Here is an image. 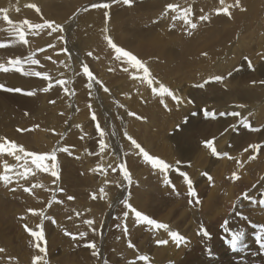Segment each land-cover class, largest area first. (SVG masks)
Wrapping results in <instances>:
<instances>
[{
	"label": "rangeland",
	"instance_id": "374dc122",
	"mask_svg": "<svg viewBox=\"0 0 264 264\" xmlns=\"http://www.w3.org/2000/svg\"><path fill=\"white\" fill-rule=\"evenodd\" d=\"M80 1L47 0L43 6H38L35 12L38 16H41L43 24L45 21H52L54 25L60 26V30L53 31L51 28H47L51 35L44 37L38 45L41 49L36 60L37 63L33 64V60L30 63L28 60L22 61V58H17L20 56L19 54L13 53V59H20L19 61L22 64L19 68V64H16L17 69L24 67V64L25 67L29 65L28 68L25 70L22 67V72L17 70L15 73L9 74H2L5 71L0 70L1 79H4L5 75L6 79L11 80L15 85L0 83V85H5L4 89H0V144L5 143V140H7L22 146L25 153L44 156L55 154L56 160H47L48 166L47 164L44 165L48 170L50 169L48 167L53 170L52 163L55 164L56 169L54 170L58 174L54 178L51 175V170L45 172L43 168H37L32 163V157L26 156L25 153L16 151L10 155L8 149L0 152V175L6 174L10 177L7 182L0 181V249H3L2 252L0 251V264H33L35 256L40 257L38 264H149L140 261V252L152 260L150 264H264V247L261 246L264 243V189L262 187L264 186V130L258 132L260 130L258 127L262 125L263 120H259L255 125H251V123L243 124L239 117L235 118L234 121L231 120L229 123L238 129L230 126L234 146L224 147V152L219 150L216 152L217 155H213V152H204V148H201L202 151H200L202 145H197L200 150H191L190 153L185 154L181 149L173 146L174 125H171V129H166L160 121L159 116L161 114L170 113L174 109L172 103L165 104L166 107L163 106L162 110L156 106V112L153 108L147 113L140 111L130 120L127 131L140 146V148H137L132 144V140L127 139L120 132L123 124L117 116L118 114L103 112L98 104L99 100H93L95 96L105 94V87L115 89L118 82L125 79L123 76L121 78V75L125 73H123L124 65L120 61L122 58L116 61V55L115 57L113 55V60L112 54L114 53L110 52L111 56L106 55L105 51L101 50L96 43L100 34L95 33H99L100 29H104V32L107 33L104 35L109 36L113 43L116 41L122 46L121 49L127 52L146 50L147 44L145 42L149 37L146 38L147 40L145 38V40H142V37L151 35L150 31L156 32L153 34L154 38H158L160 42L166 35L172 44L170 45L166 41L167 39L165 40L166 37L163 40L164 44L167 42L170 46L166 45L167 47L165 46V48L155 52H152L154 50L148 53L145 52L146 59L151 61L152 64L157 60L159 64L162 62L159 66L169 65L172 62L171 66L169 65L170 67L158 66L160 69H165L164 72L157 70L159 69L156 67L158 64L154 62L156 66H153L154 69L157 68V71H152L150 77L148 74L149 79H156L158 83L162 81L166 85H169L167 80L175 75L173 73L176 69L174 67L175 63L184 66L186 65L185 62L189 61L185 59L188 52L185 51L187 55L182 53L184 47L185 50L190 51L191 56L195 55L196 52L197 59H193L195 56L188 57V59L195 61H189H193L192 67L191 63H188L191 70L187 66L177 65V67L179 66L182 70H185L186 74L180 68L177 69H180L182 77L183 75L184 77L186 75L187 78L190 77L187 80L186 77L182 78V80L181 77L175 75L180 79V82L175 77L173 79L175 82L172 78L170 79L174 83L182 84L181 82L185 80L186 84L190 81L199 85L196 79L205 81L207 78L205 76H208L207 80L210 81L209 83L206 81L204 85L209 87L215 84L210 78L215 79L216 76H219L217 73L220 72L216 70L217 73L215 71L212 74L202 70L210 68L209 62L207 63L205 60H210L213 66L221 60L226 62L227 58L234 56L230 47L238 45L241 54L232 60L234 69L237 72L233 80H240L241 83H244V87L250 91L258 88L264 89V77L254 72L255 60L246 51L248 47L257 49L259 44L260 47H264V45H261L264 40V21L261 20V17L264 16V4L255 11L257 17H260L255 21L256 19L251 17V12L240 14V18L237 20H230L220 17L219 13L222 12L224 15V12L219 9L220 11H218L216 17V8H219L216 0L170 1L169 4L172 3L177 6L176 10H172L173 16H176V18L168 22L169 25L166 22L162 23L161 26L158 25L157 28L161 27L162 29V26L165 27L164 30L160 29L159 32L167 31V34L162 35V39H160L161 35H158L160 33L153 29L152 24L156 22L155 17L159 19L160 15H163L161 12H163V9L166 11L168 3L164 4L163 9L156 8L155 10L156 0H131L130 4H125L124 0H105V3H103L104 0H88V2L86 0V3ZM68 2H75V5L78 2V5L75 7V5L72 6ZM93 4L108 5V7H102L101 9L100 7H93ZM68 5L78 9L74 11L71 8L70 11ZM47 7L50 9L48 18L42 15L44 14L43 9ZM89 10L99 12L97 15H100L104 21L100 20L98 23L97 17L99 16H90L89 21L82 22L87 28L82 24L81 28L84 27V31L79 28L78 23L81 25L79 19L85 21L86 16L85 18L83 16L87 15ZM185 10H188L187 20L195 24L198 21V33L194 29L196 31L194 34H197L196 36H200V38H196L194 34L193 37L196 40L188 37L189 41L191 40L190 47L188 45L186 47L188 41L185 40V36L187 39V36L192 34L189 33L188 35L187 33L190 27L185 22ZM85 11L88 13H85ZM66 14H68L67 17H65ZM57 16H60V18L63 16L65 19H59ZM201 16H205L207 19L201 20ZM218 18L221 20L218 21ZM94 19L96 23H94ZM26 20L28 19L26 18ZM90 21H92V24ZM100 24L103 26H98ZM29 25H34V23ZM151 26L153 30L149 29ZM177 26L181 27L178 28ZM22 27L24 32L27 31L26 26ZM174 27L180 29L178 32L185 33L187 30V35L180 32V36L185 35L184 39L182 38L185 41L181 40L182 43L185 42L183 50H181L182 54L176 53V55L185 57H183L185 61L181 59L184 65L181 64L183 62L178 61L180 56H177V58L176 55L170 56L169 50V55L164 53L165 51L167 53V49L175 45L173 43L176 40L180 41L181 37L178 36L176 29H173ZM260 27L263 29H260ZM157 28L156 30H158ZM121 29L125 31V33L123 32L125 35L121 34ZM131 29H134L133 32ZM138 29H144V31L141 30L142 34L138 33ZM147 29L150 31L147 32ZM136 30H138L137 33ZM259 30H263V34ZM90 33L92 34L90 35ZM143 33H146V36ZM239 34L244 36L246 42L251 40L250 45L248 44L247 48L244 47V50H242L243 46L239 44L241 41ZM15 35L12 36V43L18 39ZM138 35L143 36L139 38ZM260 38H262V42L259 41ZM25 39L28 43V37ZM221 49L225 52H221ZM178 50L180 52V48ZM218 50L219 53L216 52ZM159 51H164L163 55L170 56L171 60L166 56L165 60L168 59L166 61L159 59L163 58L162 52L160 55L158 54ZM89 53H92V55H89ZM97 54H100V56ZM261 55L258 60L262 58ZM155 56L159 58L155 60ZM76 57L79 58L76 59ZM207 57H210V59ZM211 58L214 60H211ZM102 61H106L111 65L105 64L107 66H104V63H100ZM167 61L168 64H166ZM5 62L1 60L0 63L4 64ZM204 62L209 67L204 65ZM116 63L118 64L116 65ZM118 65L122 70L117 68ZM237 65L242 66L239 73ZM84 66L89 68L93 79L95 78V86L92 84L93 79L90 80L83 73ZM146 66L152 69L151 65L147 64ZM4 67L6 66L4 65ZM184 68L191 71L192 75ZM66 69L69 71L73 69L76 76H73V73L69 75V72L64 71ZM200 70L202 72L201 76L196 75ZM158 71L164 73V75H161ZM178 71L175 73L179 75L180 72L178 73ZM35 72L42 75H33ZM215 73L216 75H214ZM167 74L169 75L167 76ZM44 76H47L48 79H44ZM164 76L168 77L167 80ZM215 80L216 84H221L222 81L226 80V77ZM59 81H64V83L60 84ZM204 81L201 83H205ZM183 85L185 86V84ZM17 88L22 91L6 90ZM46 88L47 91L44 90ZM261 89H258L260 93L256 97L247 101L240 96L243 90L240 87L238 95L239 102L243 105L241 109L256 110L260 108L258 117L264 115V96H261V93L264 94V90L261 92ZM29 92L32 95H28ZM203 94L204 90H202V97H204ZM193 95L187 92L188 98H195V95ZM111 99V97L103 98V100H107L106 102H111ZM50 101H55V103ZM94 102L97 104L95 105ZM235 105L233 106L235 107ZM118 113H121L120 108ZM199 113L193 118V121H196L195 125L190 129L191 131H185V135L192 136L193 141H195L198 132L202 131L199 134L202 133V137L205 134L206 139L204 137L200 139L204 140L205 145L209 138L210 141L215 142L216 138L213 140L212 134L217 132L218 129L222 130V135L226 134L224 129L227 126L223 129L217 128L218 123L214 118H211V120L209 118L208 121L210 122L207 121L208 123L205 124L208 118L206 120L199 119ZM102 114H107V117L101 119ZM151 114H155V119ZM93 115L95 119H93ZM38 118L39 120H37ZM42 121L46 123L45 127ZM42 125L44 128H40ZM97 125H99L100 131H97ZM101 132L103 135H101ZM26 134L30 139L26 137ZM200 136L198 135V137ZM236 140H239L240 144L235 145ZM101 141L105 145L102 150L100 148ZM253 144L261 147L252 149L249 146ZM63 148H67V151H61ZM141 148L150 156L163 160L170 167L166 172H162L159 168H153L140 154ZM17 156L21 159L17 160ZM223 158L226 163H223ZM204 163L205 165H203ZM5 165L12 170L6 172ZM121 165L129 173L130 182L124 178ZM26 169L27 174L21 175ZM46 173H50L49 176ZM182 173L186 174L187 179L191 181L193 195L189 194V184ZM248 174L250 175L248 176L249 179H247ZM165 178L170 181L169 184L164 183ZM48 185L52 186L49 187ZM230 185L232 186L228 187ZM256 187L257 191H253ZM25 188L29 191H25ZM101 189H103V192H101ZM93 194L95 199H93ZM68 197L74 199L70 200ZM230 197L233 198L232 202H229ZM123 201H127L129 205L132 204L156 223L166 225L169 233L177 232L182 239L168 244L167 249H165L157 240L154 226L143 222L139 230L133 226L128 228L126 220L129 219V216H125V213H128L129 208L125 207ZM20 211H24L22 213L26 216L21 215ZM30 216L39 219L37 221L32 217L29 218ZM85 221H92V223L87 224ZM25 226L31 231H42L43 240H37L31 235L30 231L26 230ZM214 228H216V243L210 239L211 230ZM204 231L208 233L207 236L203 235ZM80 233H85V235L80 236ZM120 236L123 238L125 245L120 244L118 240ZM195 236L196 238H205L206 241V251L199 257L190 255L193 246H188L181 252L183 245L187 242L191 243L193 241L192 237ZM191 238L192 240H190ZM90 243L95 244V248L88 247L87 245ZM41 247L45 248L44 252L39 251ZM119 248L129 250L134 257L133 262L123 252H120ZM93 252L96 255H93Z\"/></svg>",
	"mask_w": 264,
	"mask_h": 264
},
{
	"label": "bare ground",
	"instance_id": "6f19581e",
	"mask_svg": "<svg viewBox=\"0 0 264 264\" xmlns=\"http://www.w3.org/2000/svg\"><path fill=\"white\" fill-rule=\"evenodd\" d=\"M45 1H47V0H0V62H1V60H3L4 62H5V60H6V64L4 63V64H2V63H0V65H5L6 66V68H8L9 70L8 71H6L5 73H2V74H9V73H15L16 71H17V65L16 64H12V63H10V61H13L14 59H13V53H15V54H19L20 56L19 57H17V58H22L21 60L23 61V60H28L29 61V63H30V61H32V60H37L38 59V57H39V53H40V47L38 46L42 41H43V39H44V37H46V36H50L51 35V33L49 32V29H47V28H40V29H33V28H30L29 27V24H33L34 23V25L36 24V23H38V24H43V22L41 21L42 19H41V16H38V14L35 12V9L38 7V6H43V4L45 3ZM78 1H80V0H78ZM84 3H86V0H82ZM94 1V0H93ZM107 1V0H106ZM105 0L103 1V3H105L106 2ZM170 1H172L173 2V0H156V4H155V10H156V8H159V10H161V9H163V7H164V4L165 3H168V2H170ZM175 2L177 1V0H174ZM181 2H183L184 0H180ZM179 1V2H180ZM81 2V1H80ZM87 2H88V0H87ZM98 2V1H97ZM97 2H95V3H97ZM180 2V3H181ZM185 2V1H184ZM187 2V1H186ZM189 2H190V0H189ZM216 2H218V4H219V6L217 5V7H219V8H216V17H217V13H218V10L220 9L221 11H223V9H227V11L229 12V14H225L224 13V15H223V13L222 12H220L219 13V15H220V17H223V18H228V19H230V20H237V19H239L240 18V14H245V13H247V12H251V17H252V19H256L255 21H257L260 17H257V12H255V11H257L258 9H260L262 6H263V4H264V0H239V7H237L236 5H237V0H223V2H221V0H216ZM68 3H70V2H68ZM75 3V2H74ZM74 3H70L72 6L73 5H75ZM78 3V2H77ZM76 3V5H75V7L78 5ZM99 3V2H98ZM101 3V2H100ZM172 4V3H171ZM30 5H34V7H29ZM83 5V4H82ZM94 5V4H93ZM99 5V4H98ZM168 5H169V3H168ZM69 6V5H68ZM72 6H69V8H70V11H71V8L75 11V10H77L78 8H73ZM84 6V5H83ZM82 8V7H81ZM98 8V7H97ZM101 9H102V7H100ZM80 9V8H79ZM105 9V8H104ZM166 9V8H165ZM81 10V9H80ZM100 10V9H99ZM99 10H97V11H99ZM49 11H50V9H49V7H47V8H44L43 9V13L44 14H42V15H44L45 17H47L48 16V14H49ZM69 10H68V12H70ZM92 11V10H91ZM91 11L89 10L88 12L87 11H85V13L87 12L88 14L86 15H84L83 16V18H85V16H86V18H85V21H83L84 19H79V20H81V25H80V23H78V25H79V28L80 29H82V30H84L85 28H86V26L82 23V22H84V23H86L87 21H89L90 19H91V17L90 16H92L93 17V15H97V13H99V12H95V11H92V13H91ZM105 11V10H104ZM158 11V10H157ZM73 12V11H72ZM102 12H103V10H102ZM107 12V11H106ZM224 12V11H223ZM161 13H163V15H160L161 17L159 18V19H157V17H155L156 18V22H154L153 24H152V26L154 27H152L151 26V28H149L150 30L153 28L155 31H157V33H160V34H158V35H161L160 37V39H162V35H164V34H167L166 32L167 31H162V33H161V31L159 32V30L161 29V27H159V28H157L158 27V25H160L161 26V24L162 23H165L166 22V24L168 23V22H171L172 20H174L175 18H176V16H173V11L172 10H168V9H166V11L163 9V12H161ZM103 14V13H102ZM110 14V13H109ZM7 16L8 17V20L6 21L5 19H4V16ZM51 15V14H50ZM67 15L68 14H66V16L65 15H63V16H65V17H67ZM83 15V14H82ZM156 15H157V13H156ZM51 16H53V15H51ZM50 16V17H51ZM63 16H61L62 18H60V16H57V18L59 17V19H65V17L63 18ZM79 16V18H80V14L78 15ZM97 16H99V17H97V22L99 23L100 22V20H103V18L101 19V17H100V15H97ZM102 16H104V15H102ZM43 17V16H42ZM45 17H44V19H45ZM55 17H56V15H55ZM54 17V18H55ZM173 17V19H171ZM26 18L28 19V20H26ZM48 18V17H47ZM56 18V19H57ZM96 18V17H95ZM178 18V17H177ZM222 18V19H223ZM26 21H28V23L26 24H24V22H25V20ZM104 19H105V17H104ZM178 19H182L181 17L180 18H178ZM263 19V21H264V16L263 17H261V20ZM87 20V21H86ZM109 20V19H108ZM218 21L219 20H221V19H217ZM93 21V20H92ZM92 21H90V23L92 22ZM104 21V20H103ZM50 22H52V21H50ZM89 23V22H88ZM94 23H96L95 22V19H94ZM93 23V24H94ZM197 23H198V21H197ZM197 23H196V25H197ZM54 24V23H53ZM57 24V23H56ZM72 24V23H71ZM85 26V28L84 27H82L81 28V26H83V25ZM92 24V23H91ZM90 24V25H91ZM103 24H104V22H103ZM68 25V24H67ZM167 25H169V23L167 24ZM200 25V24H199ZM22 26H26L27 28H26V30L27 31H25L24 33H25V38L26 37H28V43L26 42V44L24 43V42H21L20 40H19V38L17 37L18 36V30H20V28L22 27ZM98 26H100V27H102L101 26V24L100 25H98ZM114 26V25H113ZM118 26V25H117ZM116 26V27H117ZM181 26H184V25H181ZM181 26H177L178 28H180ZM198 26V25H197ZM261 26H263V25H261ZM65 27H67V26H65ZM100 27H98V28H100ZM115 27V28H116ZM119 27V26H118ZM176 27V28H177ZM98 28H96L97 30H99ZM156 28L158 29V30H156ZM163 28H165V27H163L162 26V29L161 30H164ZM175 27L173 28V29H176ZM263 28H264V26H263ZM262 27H260V29H263ZM87 29V28H86ZM96 29H95V31H96ZM103 29V28H102ZM152 29V30H153ZM200 29V28H199ZM249 29V28H248ZM253 29H254V27H253ZM253 29H252V31H253ZM21 30H23V27H22V29ZM101 30V29H100ZM98 31L99 33H95V34H100V36H99V38L97 39V41H96V43L99 45V47H100V49L101 50H103V51H105V53H106V55L108 54L109 56H111V54H109L110 52H113L114 54H112V57H113V55H114V57H115V55H116V57L115 58H117L116 59V61L119 59V58H122L120 61H122V65H124L123 67V73H124V75H121V78H125L124 80H122V82H118V84L116 85V87H115V89H113V88H108V92H105V94L102 96H95L94 97V101L97 99V100H99V106H100V109L103 111V112H105V113H112V112H114V113H116V114H118L117 116L119 117V119L122 121V131H121V129H120V132L123 134V136H125L127 139H129L128 137H131L130 135H129V133H128V131H127V128H128V125L130 124V120L133 118V117H135L136 115H137V113L138 112H140V111H144V112H148L149 110H151L152 108L155 110V112H156V109H155V107L156 106H158V108L160 109V110H162V108H163V106H165V104H170V103H172L173 105H174V109L170 112V113H165L164 115L163 114H161L159 117L162 119H160V121H162L161 122V124L163 125V126H165V128L166 129H171V125L173 124L174 125V142H173V146L175 147V148H179V149H181L185 154H188V153H190L191 152V150L193 151V150H197L198 148H199V146H197V145H202V147H200V149L202 148H204V152L206 151V152H208V153H210V152H212V149H209V148H207L205 145H204V140H202L203 139V137L205 138V134H204V136L202 137V133L201 134H199V132H202V131H199L198 132V134H197V139L195 140V141H193V138H192V136H189L188 137V135H185L184 134V132L185 131H189L191 128H193V126L195 125V122L193 121V118H195L194 116L198 113V112H200L199 113V115H198V118L199 119H207L206 120V122H205V124L206 123H208V122H210V121H208L209 120V118H210V120H211V118H214V119H216L217 121H216V123H218L217 124V128H224L225 126H227L225 129H224V132H226V134H221V132H222V130H217V132H214L215 133V135H214V133H213V131H212V135L213 136H215V137H213L212 136V139L214 140L215 138H216V140H215V142L213 143V148L216 150V152H218L219 150H220V152L221 151H223V148L224 147H226V146H234V141H232V136H231V134L232 133H230V126H233L232 124H230L229 122L232 120V121H234V119L235 118H240L239 120L241 121V122H243V124L244 123H251V125H255V123H257L259 120H263V123H262V125L261 126H259L258 128H260V130L258 131V132H261V131H263L264 130V115H261V116H259L258 117V113H259V109L260 108H257L256 110H251V109H241L242 107H240L241 105H242V103H240L239 102V95H238V92H239V88L241 87V88H243V90L241 91V93H240V96L242 97V98H245L247 101H250L252 98H254V97H256L259 93H260V91L258 90V89H261V88H258V89H255V90H253V91H250V90H248L246 87H244V83H241V81L240 80H233L236 76V74H237V72L235 71V69H234V63H233V59L234 58H236L239 54H241V51L238 49V45H234V46H232V47H230V49H231V51H233V53H232V55H234V56H232L231 58H227V61L226 62H223L222 60H221V62H219V63H217V64H215L214 66L213 65H211V63H210V60H205V62L207 61V63L209 62V64L208 65H210V68L208 69V68H206L207 70H205V68L204 69H202V70H204V71H208L209 73H214L216 70L217 71H219L220 73H217V71H216V73L219 75L218 77H226V80L225 81H222L223 83H221V84H216V80L213 78H210L211 80H213L212 82L213 83H215L214 85H212V86H207V85H204V84H206V81H208V83H209V81L210 80H207V78H209L208 76H205V74H204V76H205V81L204 80H202V79H196V81H198V83H199V85H197V83H193V82H190V81H188L189 83H185L184 81L183 82H181L182 84H180V83H174L175 81L173 80L174 79V77H175V75H177V76H179V78L180 79H184L185 77H186V80L190 77V76H188V78H187V76L185 75V77H184V75H183V77H182V75H180V74H182L181 72H180V69H181V71H184L185 72V70H182V68H180L179 66L177 67V65H180V64H178V63H175L176 65H174V67L176 68L175 69V72L177 71V70H179L178 71V73H179V75L178 74H176L175 72H173L175 75H174V77L172 78V77H170V78H172V80L174 81H172L170 78H169V80H171V81H169V80H167V76L170 74H167V76L165 77L166 78V80L169 82V85L167 84L166 85V83H163L162 81H159V83H158V81L156 80V79H149L148 78V76L147 77H145V73H144V71H143V69L142 68H138V67H136V66H134L130 61H128L127 60V58L126 57H123L122 55H119L118 56V54L115 52V50L114 49H112L109 45H108V43H107V40L105 39V35L104 34H107V33H105L104 31V29L103 30H101V31ZM120 30V29H119ZM130 30V29H129ZM133 30L134 29H131V31L133 32ZM138 30H139V32H138ZM138 30H136V33L138 32L139 34H142V31H144V29L142 30V29H138ZM142 30V31H141ZM150 30H146L147 32L148 31H150ZM180 29H176V32H177V34H178V36H180V32L182 33V34H185L186 33V31H185V33L184 32H182V31H180V32H178ZM188 30L189 31H187V33H188V35H189V33H192L191 34V36L189 35V36H187V39H186V36H185V40L186 41H188V44L186 43V47H190L191 45L189 44L190 42H191V40L189 41V38L191 37V38H194L193 37V34L194 33H196V31L195 30H197V33H198V29H197V27L195 28V30L194 29H192V28H188ZM194 30V32H192ZM251 30V29H250ZM255 30V29H254ZM264 30V29H263ZM262 30V31H263ZM85 31V30H84ZM121 31H122V29H121ZM140 31H141V33H140ZM145 31V32H146ZM175 31V30H174ZM173 31V32H174ZM251 31V32H252ZM261 30H259V32H262ZM27 32V33H26ZM119 32V31H118ZM123 32L125 33V31H122V35H125V34H123ZM135 32V31H134ZM151 33V35H147V37H144L143 35H145L144 33H143V35H138L139 36V38L140 37H142V40L145 38H148V40L145 42L146 44H147V46L145 45V43H144V45L146 46V50H138V52H135V50H134V52H131V51H129V53L131 54V55H133V56H135L139 61H141L142 62V64L144 65V67H146L148 70H149V77H150V75H152V71L154 72V70L155 71H157V70H162V72H164V70L163 69H160L159 67H168L169 65H161V66H159L160 64H162V62H160V64H159V62H157L158 60H157V58H159V57H157L156 58V56H158V54L160 55L161 54V52H162V54L161 55H163L164 53L165 54H167V55H169V51H170V56H175L176 55V53L177 54H184V53H186V52H188V55H187V53L186 54H184V55H187L186 57L187 58H185L183 55L182 56H180V55H176L175 57L177 58V56L179 57L180 56V59L178 60V61H181V62H183L182 60H184V58L186 59V61H191V60H193L194 58H196L197 59V57L195 56L196 55V52H195V50H194V52H195V55H192V56H195V57H193V59H188V57H190L191 55L189 54V52L190 51H187V49L185 50V47H184V44H185V42L184 43H182L181 42V40L182 41H185V40H183L184 38V36H180L181 38L179 39L180 41L178 42L177 40H176V42H174L173 44H175V45H173L172 47H168L169 49H167V53H166V51L164 52V51H159L160 53H158V52H156V53H158L156 56H155V60H157V61H154V62H156L158 65L156 66L155 64H154V62H153V64L151 63V61H149L148 59H146V55H145V52L146 53H148V52H150V51H152V50H154V51H152V52H155L156 50H159V49H163V48H165V46L166 45H168V46H170L172 43L170 42V39L168 38L167 39V37H166V35H164V37H163V39H162V42H160V40H158V38L156 39V38H154V35L153 34H155L156 32H152V31H150ZM165 32V33H164ZM175 32V33H176ZM250 32V31H249ZM250 32V33H251ZM254 32V31H253ZM258 32V33H259ZM264 32V31H263ZM263 32H262V34H263ZM93 34H94V32H92ZM92 33H90V35L92 34ZM120 33V32H119ZM126 33H128L127 31H126ZM187 33H186V35H187ZM15 34H17V35H15V37L16 38H18V39H16V41H14L13 43H12V41H11V39H12V36L14 37V35ZM94 34V35H95ZM147 34H149V33H147ZM256 34V33H255ZM255 34H253V35H255ZM97 35V36H98ZM118 35H120V34H118ZM128 35V34H127ZM153 35V36H152ZM197 34H194V36H196ZM199 35V34H198ZM240 35V38H241V41H240V45L241 46H243V49L242 50H244V47H246L249 43H251V40H250V42H246L245 41V39H244V36L243 35H241V34H239ZM257 35V34H256ZM107 36V35H106ZM121 36V35H120ZM146 36V35H145ZM177 36V37H178ZM248 36H250V35H248ZM260 36H262L261 34H260ZM109 37V36H108ZM150 37H152V38H150ZM166 37V38H165ZM189 37V38H188ZM251 37V36H250ZM264 37V36H263ZM164 38H165V40L166 41H168L169 43H170V45L167 43V42H165V44H164ZM179 38V37H178ZM183 38V39H182ZM190 38V39H191ZM196 38H200V36L199 37H197L196 36ZM196 38H194V40H196ZM258 38V37H257ZM15 39V38H14ZM144 39V40H145ZM252 39V38H251ZM262 38H260V42H262V40H261ZM26 40V39H25ZM253 40V39H252ZM258 40V39H257ZM173 42V41H172ZM114 44L117 46V47H119V48H122V46L120 45V44H118L116 41H114ZM253 44V43H252ZM255 44V43H254ZM141 45V44H140ZM188 45V46H187ZM250 45V44H249ZM261 45H264V40H263V42L261 43ZM37 46V47H36ZM142 46H143V44H142ZM142 46H140V47H142ZM144 47V46H143ZM167 47V46H166ZM184 47V52H182L181 50H183L182 48ZM178 48H180V52H179V50H178ZM225 48V47H224ZM247 48V47H246ZM144 49V48H143ZM240 49H241V47H240ZM256 48H252V47H248V49L246 50V51H248L249 53H250V55L252 56V58L255 60V65H254V67H253V70H254V72L256 73V74H260V75H262L263 77H264V56L262 57V55L261 54H263L264 55V47L262 46V47H260V44H259V46L257 47V49L255 50ZM169 50V51H168ZM197 50V49H196ZM223 49H221L220 51L221 52H225L224 50L222 51ZM133 51V50H132ZM178 51V52H177ZM186 51V52H185ZM164 52V53H163ZM182 52V53H181ZM191 52H193L192 50H191ZM216 52H218L219 53V50L218 51H216ZM220 52V53H221ZM198 53V52H197ZM200 53H201V51H200ZM71 54V53H70ZM92 54V53H91ZM96 54V53H95ZM101 54V53H100ZM100 54H97V55H99L100 56ZM103 54H104V52H103ZM151 54V53H150ZM193 54V53H192ZM217 54V53H216ZM102 55V54H101ZM152 55H153V53H152ZM261 55V59H259L258 60V57ZM71 56V55H70ZM103 56H105V55H103ZM166 56V55H165ZM164 55H163V58L161 57V58H159V59H163V60H165V58L166 57H168V59H170L171 57L170 56H166L165 57ZM191 56V57H192ZM204 56H206L205 54H204ZM10 57H12V59H10ZM98 57V56H97ZM114 57H113V60H114ZM170 57V58H169ZM182 57V58H181ZM184 57V58H183ZM15 59L14 61H16V60H20V59ZM79 58V57H78ZM77 57H76V59H78ZM95 58H96V56H95ZM106 58V57H105ZM109 58H111V57H109ZM208 59H210V57H207ZM212 58H214V57H212ZM211 58V60H214V59H212ZM103 59V58H102ZM112 59V58H111ZM168 59H166V60H168ZM182 59V60H181ZM205 59V58H204ZM220 59V58H219ZM96 60H98V59H96ZM104 60V59H103ZM162 60V61H163ZM165 60V61H166ZM171 60V59H170ZM177 60V59H176ZM175 60V61H176ZM217 60H218V58H217ZM78 61H80V60H78ZM108 61V60H107ZM119 61V62H120ZM164 61V62H165ZM173 61H174V59H173ZM177 61V62H178ZM185 61V60H184ZM185 62L186 63V65H184V62L183 63H181V64H183L184 66H182V65H180V66H182V67H189L188 66V63L190 64L191 63V67H192V62L194 61H192V62ZM19 62H21V61H19ZM81 62V61H80ZM99 62V61H98ZM106 62V61H105ZM100 62V63H104V66H107V65H105V64H108V65H111L110 63H108V62ZM195 62V61H194ZM205 62H204V65H207V63L205 64ZM217 62V61H216ZM24 63V62H23ZM26 63V62H25ZM76 63V62H75ZM20 64L21 63H19V65H18V68H19V66H20ZM115 64V63H114ZM114 64H112V65H114ZM118 63H116V65H117ZM120 64V63H119ZM151 65L152 66V69H150L148 66H146V65ZM163 64H165V63H163ZM166 64H168V61H167V63ZM22 65V64H21ZM72 65V64H71ZM77 65V64H76ZM81 65V64H80ZM101 65H103V64H101ZM153 65H155L156 67H158L159 69H157L156 67H155V69H154V66ZM207 65V66H208ZM29 66V65H28ZM28 66L27 67H25V64H24V67L23 68H25V70L28 68ZM74 66V65H73ZM72 66V67H73ZM120 65H118L117 66V68H121V67H119ZM171 66V65H170ZM169 66V67H170ZM22 67L19 69V72H22ZM76 67V66H75ZM111 67V66H110ZM172 67H173V64H172ZM174 67H173V69H174ZM209 67V66H208ZM241 65H237V70H238V73L241 71ZM71 68V67H70ZM77 68V67H76ZM113 68V67H112ZM115 68H116V66H115ZM116 68V69H117ZM177 68H180V69H177ZM157 69V70H156ZM184 69H187V68H184ZM79 70V69H78ZM77 70V71H78ZM121 70H122V68H121ZM189 70H191V68L189 67ZM64 71H66V72H69L70 74L69 75H72V73H73V76H76L75 75V71H73V69H72V71H69L68 69H66V70H64ZM76 71V72H77ZM118 71H120V70H118ZM187 72H189V73H191V71H188V69L186 70ZM203 71V72H204ZM211 71V72H210ZM161 75L163 74L164 75V73H162V72H160V71H158ZM199 72H201V70L199 71ZM198 72V74H196V75H200L201 76V74H202V72L201 73H199ZM208 72L206 73L207 75H208ZM172 73V72H171ZM205 73V72H204ZM216 73L214 74V75H216ZM1 74V73H0ZM184 74V73H183ZM185 74H186V72H185ZM165 75H166V72H165ZM187 75H189V74H187ZM191 75H192V73H191ZM123 76V77H122ZM171 76V75H170ZM203 76V75H202ZM217 77V76H216ZM175 78H177L178 79V77H175ZM177 79H176V81H177ZM180 79H178V82H180ZM182 79V80H183ZM194 79H195V77H194ZM204 79V78H203ZM181 80V81H182ZM200 80H202V81H204L205 83H201L200 82ZM215 80V81H214ZM221 80V79H220ZM118 81H121V80H118ZM195 81V82H196ZM15 82V81H14ZM100 82V81H99ZM173 82V83H172ZM187 82V81H186ZM0 83H6V84H13V86H15L14 85V83H12V81L11 80H8V79H6V77H5V75H4V79H1V76H0ZM207 83V84H208ZM15 84H16V82H15ZM92 84H93V86H95L96 84H95V78L92 80ZM179 84V85H178ZM183 84H185V86L183 85ZM17 85V84H16ZM161 85H163L165 88H167L171 93H172V95H168L167 93H160V91H159V89H160V87H161ZM210 85V84H209ZM247 85V84H246ZM198 86H199V88H200V91H199V88H198ZM228 86V87H227ZM248 86V85H247ZM258 86V85H257ZM260 87H263V86H261V85H259ZM4 87H5V85H4ZM7 87V86H6ZM155 89V92L153 91ZM202 90H204V97H202ZM263 88L261 89V92H263ZM187 92L189 93H192V94H194L195 95V98H191V101H193L194 102V104H192L193 102H191L189 99L190 98H188V96H187ZM199 92H200V95H199ZM193 95V96H194ZM191 96V95H190ZM192 96V97H193ZM199 96H200V98H199ZM261 96H264V94L263 93H261ZM104 97H111L112 99V101L110 102V101H108V102H106L105 100H103V98ZM173 97H175V99L173 98ZM204 98V99H203ZM107 99V98H106ZM261 99V98H260ZM190 101V102H189ZM94 104H95V102H94ZM97 104V103H96ZM95 104V105H96ZM234 104H236L235 105V107L233 106ZM166 107V106H165ZM121 109V113L119 114L118 113V109ZM93 110V109H92ZM251 111H253L252 113H251ZM93 112V111H92ZM221 112H223V113H225V115L224 116H221V115H219V113H221ZM232 112H237V113H239V115L238 116H232V115H230V113H232ZM131 113V114H130ZM213 113H215V116H213L212 114ZM152 116H153V118L155 119V114H151ZM105 117H107V114H102V116L100 117L101 119H104ZM37 120H39V118L37 119ZM36 120V121H37ZM110 120V119H109ZM195 120V119H194ZM41 121V120H40ZM208 121V122H207ZM42 122H44V121H42ZM41 122V123H42ZM203 122V121H202ZM203 122V123H204ZM39 124V123H38ZM164 124H166V125H164ZM44 127L46 126V123L44 122ZM43 125L42 126H40V128L41 127H43ZM106 125V124H105ZM43 127V128H44ZM108 127V126H107ZM234 128H235V126H233ZM234 128H232V129H234ZM105 129V128H104ZM211 129V128H210ZM209 129V130H210ZM235 129H238V128H235ZM208 130V131H209ZM211 130H214V129H211ZM211 130H210V132H211ZM191 131V130H190ZM215 131V130H214ZM178 132H180L179 134V136H178ZM223 132V133H224ZM233 132H234V130H233ZM235 132H236V130H235ZM206 133V132H205ZM228 133V134H227ZM33 134V133H32ZM35 134V133H34ZM207 134H209V133H207ZM27 135V134H26ZM31 135V134H30ZM42 135V134H41ZM198 135H201L200 137H198ZM210 136H211V134H210ZM26 137H28L29 138V136L27 135ZM36 137V136H35ZM196 137V136H195ZM202 137V139H200ZM34 138V137H33ZM184 138H187V139H189V140H185ZM30 139V138H29ZM206 139V138H205ZM208 139V138H207ZM31 140H33V139H31ZM130 140V139H129ZM131 140H134L132 137H131ZM27 141H30V140H27ZM208 141H210V138H209V140ZM226 141V142H225ZM29 143V142H28ZM35 143V142H34ZM40 143V142H39ZM189 143H190V147H189ZM32 144V143H31ZM37 144V143H36ZM192 144H193V146H192ZM238 144H240V141L239 140H236V142H235V145H238ZM258 144V143H257ZM33 145V144H32ZM39 145V144H38ZM200 149H198V150H200ZM202 149L200 150V151H202ZM219 152V153H220ZM224 152V151H223ZM223 163H226V162H224V158H223ZM225 161H227V160H225ZM45 163L44 164H47L46 162H47V160H45L44 161ZM52 165H53V163H52ZM203 165H205V163L203 164ZM47 166H48V164H47ZM50 166V165H49ZM47 168V167H46ZM48 168H50L49 170H51V171H53L52 169H51V167H48ZM56 169V168H55ZM49 170L47 171V172H49ZM46 172V171H45ZM161 173V172H160ZM48 176H49V174L48 173H46ZM248 176H250L249 174L247 175V179H249V177ZM53 178V177H52ZM52 178H50V179H52ZM55 178V177H54ZM54 178H53V180H54ZM246 178V177H245ZM252 178V177H251ZM52 180V181H53ZM49 184V183H48ZM52 184H53V182H52ZM262 184H263V181L261 182V186H262ZM49 186V185H48ZM50 186H52V185H50ZM49 186V187H50ZM121 186V185H120ZM214 186H216V185H214ZM218 186V185H217ZM232 185H230V186H228V187H231ZM219 187V186H218ZM226 187V186H225ZM258 187V186H257ZM257 187L256 188H254V190L253 191H257ZM263 187V189H264V186H262ZM52 188H54V187H52ZM122 188V187H121ZM213 189H214V187H212ZM224 188V187H223ZM216 189H217V187H216ZM231 189V188H230ZM45 190V189H44ZM44 190H42V191H44ZM225 193H226V191H225ZM119 195V194H118ZM121 196V195H120ZM123 196V195H122ZM121 196V197H122ZM119 197V196H118ZM119 200V199H118ZM233 201V198L232 197H230L229 198V202H232ZM131 204V203H130ZM119 206V205H118ZM133 209L135 210V211H139L138 209H136L132 204H131V208H129L128 209V216H129V219L128 220H126L127 221V223H126V226L129 228V227H131L132 228V226L133 227H136V229H141V227H142V223H143V221H137V219H136V217H135V214H134V211H133ZM22 212H24V211H22ZM21 211H20V213H21V215H23V213H22ZM142 215H145V213H143L142 211H139ZM29 213V212H28ZM27 213V214H28ZM34 213V212H33ZM32 213V214H33ZM25 215V214H24ZM23 215V216H24ZM26 216V215H25ZM34 218L35 216H30L29 218ZM35 220H37L38 221V219L37 218H34ZM111 219V218H110ZM40 221V220H39ZM155 233H156V237H157V240L158 241H161V240H165V241H167V243H164V244H162L163 245V247L165 248V249H167V247H168V244H171V243H173L174 242V240H172L171 239V237H170V233H169V229H168V227L166 228V229H156L155 228ZM210 235V234H209ZM193 238V241L190 243V242H187V243H185L184 245H183V247H182V249H181V252L186 248V247H188V246H193V249H192V251L190 252V255L191 256H194V257H199V256H201V255H203L204 253H205V251H206V247H205V238H196V236L195 237H192ZM192 238L190 239V240H192ZM196 238V239H195ZM195 239V240H194ZM210 239L214 242V243H216V228H214V229H212L211 230V237H210ZM118 240H119V242H120V244L121 245H125V243H124V240H123V238L120 236L119 238H118ZM131 242L129 241V244H130ZM134 249V248H133ZM13 250V249H12ZM19 250V249H18ZM120 252H123L129 259H131V262H133V260H134V257H133V255H132V253L129 251V250H126V249H121V248H119L118 249ZM2 252V251H1ZM181 252L179 253L180 255H181ZM215 252H216V249H215ZM5 254V253H4ZM141 256H145L146 257V255L145 254H143L142 252H140L139 253V258L141 257ZM24 257V256H23ZM247 257V256H246ZM248 258V257H247ZM249 259H251V258H249ZM24 260V259H23ZM21 261V260H20ZM140 261L141 262H146V263H151L150 261H152V260H150V259H148L147 258V261H144V260H141L140 259Z\"/></svg>",
	"mask_w": 264,
	"mask_h": 264
},
{
	"label": "snow or ice",
	"instance_id": "6c2138e0",
	"mask_svg": "<svg viewBox=\"0 0 264 264\" xmlns=\"http://www.w3.org/2000/svg\"><path fill=\"white\" fill-rule=\"evenodd\" d=\"M221 2H223V0H221ZM124 3L125 4H130L131 3V0H124ZM237 7H239V0H237ZM29 7H34V5H30ZM93 7H108V5H93ZM177 6L176 5H173V4H169L167 5V9H171V10H176ZM220 11V10H218ZM224 13L227 15L229 14L227 9H223ZM187 12L188 10H185L184 11V16H185V22L189 25L190 28L192 29H195L197 27V25L195 23H192L191 21L187 20L186 17H187ZM107 15V14H106ZM4 19L7 21L8 20V17L5 15L4 16ZM201 20H206L207 17L205 16H201L200 17ZM25 23L27 24L28 22L25 21ZM30 28H33V29H40V28H51L53 31H58L60 30V26L59 25H54L52 22H49V21H45L44 24H35V25H29ZM18 38L21 42H24L26 43L27 41L25 40V33L23 30H18ZM105 39L107 40V43L108 45L115 50V52L119 55H122L123 57H126L128 61H130L134 66L138 67V68H142L144 73H145V77L148 76V73H149V70L144 67V65L142 64L141 61H139L135 56L131 55L129 52L127 51H124L123 49L117 47L113 41L105 36ZM42 51V50H41ZM89 55H92L91 53H89ZM10 63L12 64H19L20 62L17 60V61H10ZM33 64L37 63L36 60H33L32 61ZM0 70L2 71H8L9 69L4 67L3 65H0ZM19 70V69H17ZM83 73L91 80L93 79V75L92 73L89 71V68L87 66H84L83 69H82ZM33 75H36V76H41L42 74L39 73V72H35L33 73ZM44 79H48L47 76H44ZM215 79L219 80L221 79V77H215ZM60 84H63L64 81H59ZM0 89H4V85H0ZM7 91H17V92H20L22 91L21 89L17 88V89H6ZM45 91H47L48 89H44ZM104 91L105 92H108L109 90L105 87L104 88ZM155 92V89L153 90ZM160 93H167L168 95H172V93L167 89L165 88L163 85H161L160 89H159ZM28 95H32L31 92L27 93ZM175 99V97H173ZM51 103H55V101H50ZM240 107H243V105H241ZM131 114V113H130ZM213 116H215V113L212 114ZM219 115L221 116H224L225 113L221 112L219 113ZM230 115L232 116H238L239 113L237 112H232L230 113ZM93 119H95V116L93 115ZM97 131H100V128H99V125H97ZM101 135H103V133L101 132ZM130 140H131V137H128ZM132 144L137 147V148H140V146L136 143L135 140H132ZM205 146L209 149H212V152H213V155H217L216 153V150L213 148V142L212 141H206L205 142ZM105 147L103 141H101L100 143V148L101 150ZM249 147H251L252 149H259L261 146L260 145H256V144H253V145H250ZM6 149L10 150L9 151V154H13L15 153L16 151H19L21 153H25V150L22 146H18L17 144H15L14 142H8L7 140H5V143L3 144H0V152H4ZM61 151H67V148H63L61 149ZM140 154L144 157L145 161L149 162L153 168H159L162 172H166V170L170 167L167 163H165L163 160L159 159V158H154L152 156H150L147 152H145L142 148L140 149ZM26 156H31L32 157V163L37 167V168H43L45 171H47L48 169L46 168V166L44 165V161L45 160H52V161H55L56 160V156L55 154L51 155V156H44V155H37L35 153H25ZM17 160L21 159V157L17 156L16 157ZM53 169H55L56 165L53 164ZM12 169H10L7 165H5V171L8 172V171H11ZM121 171L123 173V176L126 180H129L130 182V178H129V173L125 170L124 166L121 165ZM27 174V169L25 170L24 173H22L21 175H26ZM51 175L52 176H57V172L55 170H53L51 172ZM182 175H185V180L186 182L189 184V188H190V195H193L194 193L191 192V181L187 179V176L186 174H183ZM10 180V177L8 175H0V181H4V182H7ZM164 183L165 184H169L170 181L165 178L164 180ZM25 191H29V189L25 188ZM101 192H103V189H101ZM68 199H74L73 197H68ZM93 199H95V195L93 194ZM125 207L127 208H131V205H129L127 203V201H123ZM31 211V210H30ZM134 211V214H135V217L137 219V221H143V222H146L148 225H152L154 226L156 229H166L167 226L164 225V224H159V223H156L154 220L152 219H149L147 216L145 215H142L139 211ZM128 213H125V216H127ZM85 223L87 224H91L92 221H85ZM26 227V230L30 231L31 235L34 236L37 240H43V232L42 231H31L30 229ZM71 235V234H69ZM85 233H80V236H84ZM203 235L207 236L208 233L206 231L203 232ZM170 237L172 240L174 241H179L182 239V237L175 231L173 232H170ZM160 244H164V243H167V241L165 240H161L159 241ZM88 247L90 248H95V244L93 243H90L87 245ZM131 246V245H130ZM262 247H264V243H262L261 245ZM0 251H3V249H0ZM39 251L40 252H44L45 251V248L41 247L39 248ZM93 255H96L95 252H93ZM141 260H144V261H147V257L145 256H141L140 257ZM40 260V257L39 256H35L33 258V264H38Z\"/></svg>",
	"mask_w": 264,
	"mask_h": 264
}]
</instances>
